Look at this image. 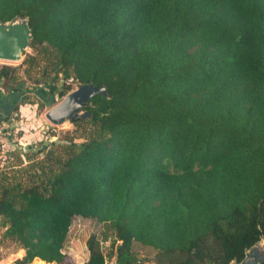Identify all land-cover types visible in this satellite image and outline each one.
Here are the masks:
<instances>
[{"label": "trees", "instance_id": "trees-1", "mask_svg": "<svg viewBox=\"0 0 264 264\" xmlns=\"http://www.w3.org/2000/svg\"><path fill=\"white\" fill-rule=\"evenodd\" d=\"M23 18L31 89L53 71L50 102L70 79L105 95L71 120L82 142L32 144L0 172L14 264H69L74 217L110 232L88 237L84 264H149L135 244L153 264L240 262L264 238V0H0V22ZM18 69L0 65V125L44 106L21 98Z\"/></svg>", "mask_w": 264, "mask_h": 264}, {"label": "rangeland", "instance_id": "rangeland-1", "mask_svg": "<svg viewBox=\"0 0 264 264\" xmlns=\"http://www.w3.org/2000/svg\"><path fill=\"white\" fill-rule=\"evenodd\" d=\"M18 21L20 22V20ZM26 53L31 54V49H26L22 53L21 59L18 62H6L0 60V65L7 64L10 66H18V74L20 76V79L23 81L21 87L22 90H24L21 94V98L25 95H28L29 99H26L25 102L42 100L44 102V106L41 108L40 106L38 107L29 103H19L20 110L14 117L15 124L11 128L9 139H20L22 143L27 144L25 146H29L32 144L37 145L40 142H44L43 144H46V148H48V145L50 146L51 144H64L70 139H72V141L76 144L82 142L83 139L77 136V134L79 135L80 131H75V126L71 122V120H65L64 122L62 121L58 124H54L46 118V113L50 109L58 105L64 97L62 99H57L55 97L56 95H54V101L52 99L51 102H53L51 103L49 97L42 93L41 90H49L53 85L59 88L63 82L62 77L60 75L56 76V73L52 71L44 76V78H42L43 82L38 85L37 89H31L33 86V81L25 75L23 71L24 66H20ZM39 75H41V73L35 74L36 77ZM67 83H69L72 87V89L68 93L73 92L79 86V83L72 82L71 79L68 80ZM48 100L51 104H48ZM82 110L83 108L79 110L77 114H82ZM6 145L7 147L1 150L10 155L9 152L13 148V146L8 143ZM26 148L27 147H24L18 155L20 161H18L17 157H14L12 159H9L7 163L1 164L3 162L2 157L0 159V172L6 171L8 173V176H10L12 174V172L10 171L11 169L13 172H15L19 170V168L21 169L25 165H27L28 161H26L25 158V153L27 152ZM15 151H12L11 153ZM0 155L2 154L0 153ZM4 230L5 227L3 224V220L0 217V264H14V261L18 259L21 253V248L13 240L4 237ZM103 233L109 234L110 232H107L106 228L103 225L97 223L95 220L74 217L69 228L67 240L64 243L63 247L65 262L69 264H84L88 258V251L85 245L86 240L92 234L101 239ZM101 245L103 251L106 252L108 250L109 241L101 242ZM256 247L257 254H259V256L255 260L257 262L264 254V239L258 242ZM133 252L137 260H141L145 257L149 261V264H153V262L151 261L154 258V251L150 250L149 248H142L140 245L135 244L133 246ZM111 262L116 263L115 256L113 257Z\"/></svg>", "mask_w": 264, "mask_h": 264}, {"label": "water", "instance_id": "water-1", "mask_svg": "<svg viewBox=\"0 0 264 264\" xmlns=\"http://www.w3.org/2000/svg\"><path fill=\"white\" fill-rule=\"evenodd\" d=\"M31 39V29L27 24L26 18L0 22V59L8 62L19 61L22 53L29 48ZM96 94L105 95V89L94 86L91 83L79 84L76 90L66 94L58 105L46 113V118L50 122L58 124L65 120L87 117V113L83 110L82 114L79 115L77 113L89 105L87 100ZM257 243L245 251L244 258L240 262L233 261L230 264H262L264 262V254L257 262L255 261L259 256L257 254Z\"/></svg>", "mask_w": 264, "mask_h": 264}, {"label": "built area", "instance_id": "built-area-1", "mask_svg": "<svg viewBox=\"0 0 264 264\" xmlns=\"http://www.w3.org/2000/svg\"><path fill=\"white\" fill-rule=\"evenodd\" d=\"M16 115H17V113L13 114V116L10 117V119L8 121H6L0 125V150L7 147V145H6L7 143L11 144V146H13V148L9 152L10 155L3 152L2 150L0 151V153L2 154V155H0V159L3 157L2 158L3 162L1 164L7 163L9 161V159H12V158L18 156L20 151L23 150L24 147H28V146H25L27 144L22 143L20 139H17V138H15V140L9 139L11 128L15 124L14 117ZM15 149H16V151H15ZM12 151H15V152H13L14 154L11 153ZM106 264H115V263L111 262V261H107Z\"/></svg>", "mask_w": 264, "mask_h": 264}, {"label": "bare ground", "instance_id": "bare-ground-1", "mask_svg": "<svg viewBox=\"0 0 264 264\" xmlns=\"http://www.w3.org/2000/svg\"><path fill=\"white\" fill-rule=\"evenodd\" d=\"M1 60V59H0ZM2 61V60H1ZM8 62V61H6ZM18 62V61H17ZM30 264H53V263H46L42 260H39V259H34Z\"/></svg>", "mask_w": 264, "mask_h": 264}, {"label": "crops", "instance_id": "crops-1", "mask_svg": "<svg viewBox=\"0 0 264 264\" xmlns=\"http://www.w3.org/2000/svg\"><path fill=\"white\" fill-rule=\"evenodd\" d=\"M24 252V251H23ZM24 255V254H23Z\"/></svg>", "mask_w": 264, "mask_h": 264}]
</instances>
